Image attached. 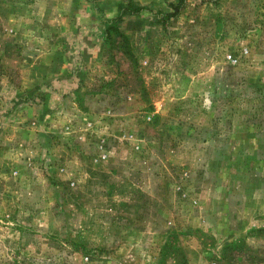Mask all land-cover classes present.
I'll use <instances>...</instances> for the list:
<instances>
[{"label": "rangeland", "instance_id": "obj_1", "mask_svg": "<svg viewBox=\"0 0 264 264\" xmlns=\"http://www.w3.org/2000/svg\"><path fill=\"white\" fill-rule=\"evenodd\" d=\"M178 1L0 0V264H264V0Z\"/></svg>", "mask_w": 264, "mask_h": 264}, {"label": "trees", "instance_id": "obj_2", "mask_svg": "<svg viewBox=\"0 0 264 264\" xmlns=\"http://www.w3.org/2000/svg\"><path fill=\"white\" fill-rule=\"evenodd\" d=\"M186 1L187 0H179L177 3H171L170 4L171 12L170 13L160 12L157 15L158 18L157 23L165 26L167 25L168 22H170V20L179 17L181 10L186 5ZM143 11L144 9L142 7L136 6L133 3H130L128 5L122 4L119 6V16L104 22L105 30H106L105 43L108 46H112V47L115 46L118 49V51H121L122 54L132 63L135 62L136 57L135 54L133 53L130 40L122 32L120 25L124 16L126 15L135 16ZM253 233L263 234L264 228H260L255 231H252V234ZM254 236H258V235L255 234ZM246 246L247 243L245 240H241L237 243L227 245L223 249L222 257L225 258L229 252H233V251L241 252L246 248ZM169 250H173L174 252L177 253V256L179 258V262L177 264H186V257L178 247L165 246L162 255H166L167 252H169Z\"/></svg>", "mask_w": 264, "mask_h": 264}, {"label": "built area", "instance_id": "obj_3", "mask_svg": "<svg viewBox=\"0 0 264 264\" xmlns=\"http://www.w3.org/2000/svg\"><path fill=\"white\" fill-rule=\"evenodd\" d=\"M232 58V56H230Z\"/></svg>", "mask_w": 264, "mask_h": 264}]
</instances>
